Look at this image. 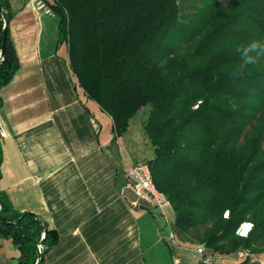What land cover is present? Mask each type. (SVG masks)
I'll list each match as a JSON object with an SVG mask.
<instances>
[{
    "label": "trees",
    "instance_id": "obj_1",
    "mask_svg": "<svg viewBox=\"0 0 264 264\" xmlns=\"http://www.w3.org/2000/svg\"><path fill=\"white\" fill-rule=\"evenodd\" d=\"M46 3L77 85L111 118L113 138L149 106L142 127L154 154L146 163L169 200L178 240L218 258L242 249L264 254V55L242 65L238 51L254 40L264 44V0ZM13 16L0 0V89L19 66ZM249 223L248 234H239ZM0 236L18 248V264H41L58 242L1 191Z\"/></svg>",
    "mask_w": 264,
    "mask_h": 264
},
{
    "label": "crops",
    "instance_id": "obj_2",
    "mask_svg": "<svg viewBox=\"0 0 264 264\" xmlns=\"http://www.w3.org/2000/svg\"><path fill=\"white\" fill-rule=\"evenodd\" d=\"M8 1L19 66L0 89V191L56 232L41 264H172L159 212L124 188V170L153 157L144 132L113 138L111 118L79 91L46 1ZM178 242L181 264H201ZM19 256L0 236V264Z\"/></svg>",
    "mask_w": 264,
    "mask_h": 264
},
{
    "label": "built area",
    "instance_id": "obj_3",
    "mask_svg": "<svg viewBox=\"0 0 264 264\" xmlns=\"http://www.w3.org/2000/svg\"><path fill=\"white\" fill-rule=\"evenodd\" d=\"M123 178L125 180L124 188L131 190L139 200L150 202L157 209L163 220L164 241L173 251L172 264H181L180 256L174 252L179 242L173 224V217H170L166 212L167 209L172 211L171 205L166 195L155 187L149 165L146 162H138L124 170ZM238 233L242 235V232L238 231ZM37 250L38 253H41L42 247L39 245ZM194 251L199 256L201 264H215L216 256L204 245H195ZM234 259L237 262L247 264H264V254L258 255L246 249L236 252Z\"/></svg>",
    "mask_w": 264,
    "mask_h": 264
},
{
    "label": "clouds",
    "instance_id": "obj_4",
    "mask_svg": "<svg viewBox=\"0 0 264 264\" xmlns=\"http://www.w3.org/2000/svg\"><path fill=\"white\" fill-rule=\"evenodd\" d=\"M238 51L241 53L242 65H251L259 61L261 55H264V44L260 41H252L246 46H241L238 48ZM247 231L243 230L242 235H247L248 231L254 227L252 224H247ZM244 227V226H243Z\"/></svg>",
    "mask_w": 264,
    "mask_h": 264
},
{
    "label": "rangeland",
    "instance_id": "obj_5",
    "mask_svg": "<svg viewBox=\"0 0 264 264\" xmlns=\"http://www.w3.org/2000/svg\"><path fill=\"white\" fill-rule=\"evenodd\" d=\"M46 1V0H44ZM224 1V0H223ZM80 88V87H79ZM79 91H82L81 88ZM149 114V106H146L140 110H138L135 114V116L131 119L130 121V125H129V132L127 134V139L129 138H132L133 136H136L137 135V132H143V129H142V123L144 122V120L147 118ZM151 145L148 143V148H150ZM154 153H152L153 155ZM167 214L171 217L172 215V211L170 209H167L166 210ZM242 227V226H241ZM239 229L240 232L241 231V228ZM188 248H190L191 250H193L194 246H191L189 245ZM228 262H230L232 259L231 258H228V259H225ZM215 264H219L220 263V258L216 257L215 258Z\"/></svg>",
    "mask_w": 264,
    "mask_h": 264
},
{
    "label": "water",
    "instance_id": "obj_6",
    "mask_svg": "<svg viewBox=\"0 0 264 264\" xmlns=\"http://www.w3.org/2000/svg\"><path fill=\"white\" fill-rule=\"evenodd\" d=\"M4 33H3V41H2V45H1V56L4 54L5 50H6V40H7V30H6V26H7V21L4 18Z\"/></svg>",
    "mask_w": 264,
    "mask_h": 264
},
{
    "label": "snow or ice",
    "instance_id": "obj_7",
    "mask_svg": "<svg viewBox=\"0 0 264 264\" xmlns=\"http://www.w3.org/2000/svg\"><path fill=\"white\" fill-rule=\"evenodd\" d=\"M247 225H245L244 227H243V230L246 232L247 231Z\"/></svg>",
    "mask_w": 264,
    "mask_h": 264
},
{
    "label": "bare ground",
    "instance_id": "obj_8",
    "mask_svg": "<svg viewBox=\"0 0 264 264\" xmlns=\"http://www.w3.org/2000/svg\"><path fill=\"white\" fill-rule=\"evenodd\" d=\"M245 225H247V224H243L242 227H241V228H242V229H241L242 232H243V226H245Z\"/></svg>",
    "mask_w": 264,
    "mask_h": 264
}]
</instances>
